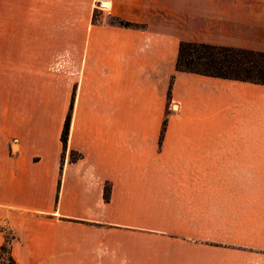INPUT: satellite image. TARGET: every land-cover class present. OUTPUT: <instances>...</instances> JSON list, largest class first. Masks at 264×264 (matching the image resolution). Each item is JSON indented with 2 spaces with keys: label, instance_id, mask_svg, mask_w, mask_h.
Wrapping results in <instances>:
<instances>
[{
  "label": "crops",
  "instance_id": "obj_1",
  "mask_svg": "<svg viewBox=\"0 0 264 264\" xmlns=\"http://www.w3.org/2000/svg\"><path fill=\"white\" fill-rule=\"evenodd\" d=\"M72 6L1 13L0 227L14 262L264 264V85L175 71L180 42L264 52V0L102 4L143 28Z\"/></svg>",
  "mask_w": 264,
  "mask_h": 264
},
{
  "label": "trees",
  "instance_id": "obj_2",
  "mask_svg": "<svg viewBox=\"0 0 264 264\" xmlns=\"http://www.w3.org/2000/svg\"><path fill=\"white\" fill-rule=\"evenodd\" d=\"M123 28H140L141 25L116 17L114 19ZM175 71L202 76L264 85V52L236 49L208 44L180 42L175 62ZM171 89V88H170ZM169 90V96H170ZM72 97L61 135L63 147H66L69 123L71 120ZM72 160H75L73 155ZM109 188L105 187L104 198L108 200ZM4 232V244L0 252V264H16L10 254L12 235Z\"/></svg>",
  "mask_w": 264,
  "mask_h": 264
},
{
  "label": "rangeland",
  "instance_id": "obj_3",
  "mask_svg": "<svg viewBox=\"0 0 264 264\" xmlns=\"http://www.w3.org/2000/svg\"><path fill=\"white\" fill-rule=\"evenodd\" d=\"M68 0H65L67 2ZM107 0H71L72 8L79 11H87L90 13L91 24L97 25L103 23V21L108 22L109 25L119 26L118 23L114 20L117 16L108 14L105 16V10H103L102 4ZM32 0H0V31H1V16H5L6 11L15 10V9H30ZM1 13L3 15H1ZM119 18V17H118ZM121 19V18H120ZM143 28L144 26L141 25ZM172 87V78L169 79L168 83V92L171 91ZM170 96L168 93V107L161 119V127L159 137H163L166 131L169 121L172 120L174 115V110L176 106L170 102ZM195 245L202 246V250H206L207 242H194Z\"/></svg>",
  "mask_w": 264,
  "mask_h": 264
}]
</instances>
